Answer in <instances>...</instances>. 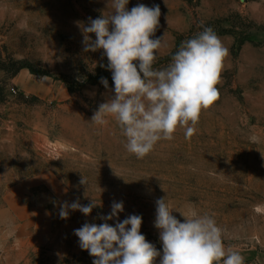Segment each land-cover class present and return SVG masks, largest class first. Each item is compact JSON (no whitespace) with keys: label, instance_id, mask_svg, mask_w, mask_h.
I'll list each match as a JSON object with an SVG mask.
<instances>
[{"label":"rangeland","instance_id":"rangeland-1","mask_svg":"<svg viewBox=\"0 0 264 264\" xmlns=\"http://www.w3.org/2000/svg\"><path fill=\"white\" fill-rule=\"evenodd\" d=\"M139 4L160 7L155 68H166L203 27L228 49L219 98L202 110L194 135L178 127L142 159L126 150L114 118L91 121L114 98V83L105 88L96 77L107 57L83 50L77 22L108 17L111 0H0V264H93L74 230L104 223L113 202H123L119 221L142 217L141 234L162 254L154 226L162 197L181 222L180 212L212 216L226 249L244 264H264V0L126 7ZM77 200L97 206L87 216L69 209L62 219L61 205Z\"/></svg>","mask_w":264,"mask_h":264},{"label":"clouds","instance_id":"clouds-1","mask_svg":"<svg viewBox=\"0 0 264 264\" xmlns=\"http://www.w3.org/2000/svg\"><path fill=\"white\" fill-rule=\"evenodd\" d=\"M129 0H111L113 12L105 17L80 22L84 51L102 49L112 73L114 98L99 105L91 121L106 124L112 117L126 138V150L142 159L160 140H171L178 127L191 138L202 110L219 98L220 72L228 49L211 27L183 41L171 63L163 69L154 64L163 46L162 38H151L159 25V5L139 4L127 9ZM95 34L93 40L89 34ZM138 62V63H134ZM103 66V65H102ZM47 76H41L46 81ZM108 88L106 78L100 81ZM80 184H87L83 176ZM97 204L64 202L59 215L67 219L69 209L89 215ZM123 202H113L102 224L85 223L74 230L79 246L94 257L93 264H244L239 251L227 248L222 229L208 215L191 212L181 222L165 197L156 200L154 226L159 230L162 254L141 234L142 217L132 214L119 221ZM116 218L115 226L107 221ZM130 226V227H129Z\"/></svg>","mask_w":264,"mask_h":264},{"label":"trees","instance_id":"trees-1","mask_svg":"<svg viewBox=\"0 0 264 264\" xmlns=\"http://www.w3.org/2000/svg\"><path fill=\"white\" fill-rule=\"evenodd\" d=\"M25 66H27V65L23 64V65H20L19 68L21 69V68H23ZM98 72L99 73L96 76L97 78H102L103 77V78H106L108 82L114 83L113 80H112V73H111V71L109 69H107V67H105L103 69H100Z\"/></svg>","mask_w":264,"mask_h":264}]
</instances>
